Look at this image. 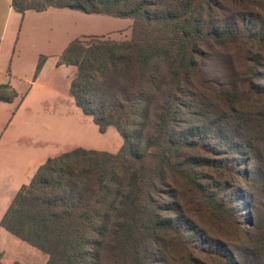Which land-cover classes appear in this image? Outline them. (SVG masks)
Instances as JSON below:
<instances>
[{
	"label": "trees",
	"instance_id": "1",
	"mask_svg": "<svg viewBox=\"0 0 264 264\" xmlns=\"http://www.w3.org/2000/svg\"><path fill=\"white\" fill-rule=\"evenodd\" d=\"M10 4L19 13L54 6L130 18L131 36L119 41L80 35L59 56L60 63L76 66L69 87L76 105L100 131L114 126L122 137L120 148L109 152L78 146L46 158L20 186L0 225L46 253L45 264H93V249L109 237L104 224L112 221L117 224L110 237L129 255V264H150L149 243L158 246L162 239L187 264H210L199 252L221 264H264V230L239 227L238 245L226 249L219 239H209L207 250L208 241L184 228L187 222L165 215L176 206L173 183L211 212L229 213L224 181L232 175L250 180L253 169L238 166L243 162L258 168L256 154L264 143V0ZM220 48H232L231 57L214 62ZM162 88L167 94L158 121L140 147L133 123ZM243 92L249 96L242 97ZM14 94L7 83L0 84V100L10 101ZM245 98L251 99L245 104Z\"/></svg>",
	"mask_w": 264,
	"mask_h": 264
},
{
	"label": "crops",
	"instance_id": "2",
	"mask_svg": "<svg viewBox=\"0 0 264 264\" xmlns=\"http://www.w3.org/2000/svg\"><path fill=\"white\" fill-rule=\"evenodd\" d=\"M94 15L104 14L54 6L19 13L10 0H0V84L7 83L15 93L10 101L0 100V221L20 186L46 158L78 146L104 150L96 143L112 125L100 131L76 105L69 92L76 66L59 61L70 40L88 34L85 27ZM118 29L100 34L120 40L114 37ZM121 145L122 137L107 151L116 152ZM46 259L43 251L0 225L2 264H45Z\"/></svg>",
	"mask_w": 264,
	"mask_h": 264
},
{
	"label": "rangeland",
	"instance_id": "3",
	"mask_svg": "<svg viewBox=\"0 0 264 264\" xmlns=\"http://www.w3.org/2000/svg\"><path fill=\"white\" fill-rule=\"evenodd\" d=\"M97 16L94 15L92 20L87 22L85 29L88 31L86 33L100 34L105 33L108 30L119 28L117 31L118 33H115L114 37H121L119 41L130 38L131 25L127 27L128 23L131 24L130 18L115 17L107 14H104L102 18ZM232 52V48H220L216 50L214 52V62H218L216 58L220 60H228V58L231 57L230 55ZM239 70L242 71L240 66L235 70L237 76H239ZM166 94V89L162 88L160 94L154 98L153 103L150 104L147 111H145L141 118L136 121L137 124H135V122L133 123L132 129L138 133L137 137L134 139L140 147H142L146 139L153 134V130L158 121L157 115L160 112L159 107ZM248 96V94L244 95L243 92L242 97ZM249 99L251 98H245L244 103L246 104ZM257 101V104H260L261 101L264 102V97L261 98V101L258 99ZM77 126H80L79 120L77 121ZM96 140L97 139L92 138L93 142ZM120 143L121 137L119 133L114 126H111L110 130L104 132V138L102 141H97L96 145L103 147L104 150L107 151L113 150ZM256 159L258 161V168L253 164H247V162L238 164L242 169H253V176L250 180H238L237 177L232 175L231 179L224 181L229 191H224L222 194L225 196L224 205L229 213L219 214L211 212L212 210L210 208H207L204 204L196 200L193 196L187 193L184 188H181L179 185L176 186V184L173 183L177 188V191L175 192L176 206L170 212H166L165 215L170 216V219L172 220L178 218L183 222H187L188 225L186 226V224H184V228L187 227L189 230L196 231L201 236L202 240L208 241V245H205L207 250V247L211 243L209 239H219L217 241L224 244L226 249L233 248L232 245H238L240 241V239H237L239 227L247 229L248 231H263L264 143L260 145L259 152L256 154ZM212 177L213 179H216L214 175ZM223 179L225 178H218V180L221 181H223ZM210 184H212V182H209V185ZM230 192L233 196H230L232 199L228 200L227 198H229ZM166 201H169V199ZM115 213H119L118 208L115 209ZM247 220H250V223ZM188 221H190V223ZM192 222L197 225L199 231L194 228ZM116 224V221H112L108 225L106 223L104 224V231L107 230L109 237H104V242L100 248L93 249L97 254V260H95L93 264H129V255L119 250L116 247V243H114L110 237V232L115 229ZM158 244L159 245L157 246L153 242L149 243V256L152 258L150 264H187L186 260L181 255L177 254L175 250H173V247L169 245L168 240H159ZM157 247L160 248L156 249ZM207 254L208 253L206 252L197 253L203 261H209L210 264H221L219 258L215 256H207ZM46 256L48 257L47 254ZM211 258H213V260H211Z\"/></svg>",
	"mask_w": 264,
	"mask_h": 264
}]
</instances>
